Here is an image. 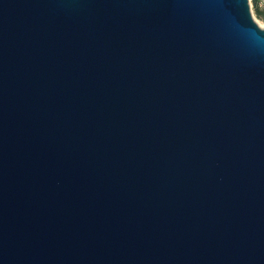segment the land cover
<instances>
[{"label":"water","instance_id":"95a60500","mask_svg":"<svg viewBox=\"0 0 264 264\" xmlns=\"http://www.w3.org/2000/svg\"><path fill=\"white\" fill-rule=\"evenodd\" d=\"M0 264H264L250 0H0Z\"/></svg>","mask_w":264,"mask_h":264},{"label":"rangeland","instance_id":"374dc122","mask_svg":"<svg viewBox=\"0 0 264 264\" xmlns=\"http://www.w3.org/2000/svg\"><path fill=\"white\" fill-rule=\"evenodd\" d=\"M250 5H251V10H252V14L254 19L256 20V22L262 27L264 28V18H261L258 16L257 12H256V7H255V3L254 0H250Z\"/></svg>","mask_w":264,"mask_h":264},{"label":"trees","instance_id":"16d2710c","mask_svg":"<svg viewBox=\"0 0 264 264\" xmlns=\"http://www.w3.org/2000/svg\"><path fill=\"white\" fill-rule=\"evenodd\" d=\"M254 3L258 16L264 18V5L261 3V0H254Z\"/></svg>","mask_w":264,"mask_h":264},{"label":"built area","instance_id":"2783aa9c","mask_svg":"<svg viewBox=\"0 0 264 264\" xmlns=\"http://www.w3.org/2000/svg\"><path fill=\"white\" fill-rule=\"evenodd\" d=\"M261 3L264 5V0H261Z\"/></svg>","mask_w":264,"mask_h":264}]
</instances>
